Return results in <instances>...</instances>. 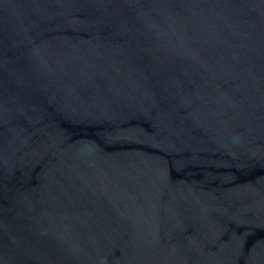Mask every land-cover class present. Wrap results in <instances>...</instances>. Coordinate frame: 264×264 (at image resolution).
<instances>
[{
    "label": "water",
    "instance_id": "95a60500",
    "mask_svg": "<svg viewBox=\"0 0 264 264\" xmlns=\"http://www.w3.org/2000/svg\"><path fill=\"white\" fill-rule=\"evenodd\" d=\"M0 264H264V0H0Z\"/></svg>",
    "mask_w": 264,
    "mask_h": 264
}]
</instances>
